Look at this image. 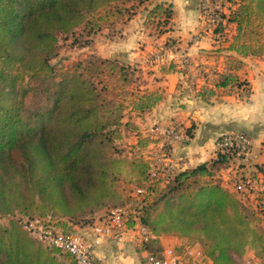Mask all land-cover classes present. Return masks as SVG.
Wrapping results in <instances>:
<instances>
[{"label": "trees", "instance_id": "trees-1", "mask_svg": "<svg viewBox=\"0 0 264 264\" xmlns=\"http://www.w3.org/2000/svg\"><path fill=\"white\" fill-rule=\"evenodd\" d=\"M138 1L134 6L130 5L132 0H0V212L3 215L17 209H24L27 215L29 208L48 201L62 212L65 222H71L75 217L105 215L113 208L110 206L116 192L108 163H104L105 149L122 139V130L138 128L132 125L131 113L128 116L121 113L124 105L112 101L113 93L106 98L102 91L109 86L107 80L115 78L127 86L133 85L142 80L141 75L135 77L141 71L91 53L86 61L75 63V73L56 83L55 89L46 84L54 77L56 68L52 61L58 55L62 36H74L79 30L87 29L91 17L105 9L113 11L125 24L140 7L151 4V0ZM226 1L238 4L228 21L237 24L239 40L255 0L248 4L244 0ZM256 5L264 13V0ZM172 17L171 7L161 4L149 12L152 24L159 19V24L166 26ZM226 18L223 13L215 34L223 33ZM92 26L98 27L97 32L101 29L97 23ZM232 48L242 56L264 53V48L255 49L250 43H237ZM91 69L94 78L93 74L84 75ZM215 86L246 85L237 76L226 74ZM133 94L134 90L129 93L135 98L130 111L137 117H143L162 100L160 93L146 89ZM210 94L204 90L200 93L203 99H208ZM30 96L37 100L32 107L26 103ZM125 118H128L126 122ZM136 133L138 146L146 147L147 139ZM230 159L221 156L178 173L160 198L165 215L159 218L169 228L186 234L199 232L213 242L205 255L213 264H236V257L244 254L247 234L251 232L254 245L264 244L263 234L253 226L256 210L226 189L218 177L229 167ZM131 165L139 182H148L146 201L151 196L152 183L147 176L150 165L143 159H136ZM141 219L157 238L164 235L148 225L143 216ZM92 223L93 220L87 225ZM64 227H68L62 226L66 231ZM156 241L145 248L159 251L152 247ZM38 244L42 243L22 227L0 226V264H42L46 258L37 255ZM45 248L56 264H76L71 255ZM263 253L264 250L260 252ZM59 254L69 262L61 263L57 259Z\"/></svg>", "mask_w": 264, "mask_h": 264}, {"label": "crops", "instance_id": "crops-1", "mask_svg": "<svg viewBox=\"0 0 264 264\" xmlns=\"http://www.w3.org/2000/svg\"><path fill=\"white\" fill-rule=\"evenodd\" d=\"M203 1L151 0V4L140 7L130 20L122 24L121 33L105 40L96 39L93 53L104 59L136 66L141 71V89L162 95V100L150 112L137 117L141 122H135L142 137L159 141L143 148L138 146L137 131L132 137L136 148L145 150L144 160L150 166H153L151 160L164 166L166 175L178 174L218 159L215 141L219 136L230 132L248 134L253 142L249 157L231 158L229 167L218 177L230 192L236 173L253 177L257 189L249 195L248 204H244L251 205L257 214L260 208L258 200L264 198V53L242 56L232 48L240 40L237 24L228 21L231 11L225 13L223 33L215 34L206 29L199 10ZM157 4L171 7L173 11L172 19L160 31L149 27V12ZM186 59L196 71L197 78L193 84L183 67ZM237 63H240L239 67ZM226 74L237 76L239 82L246 86L217 88L216 83ZM198 89L212 94L203 99L197 93ZM171 126L181 127L188 139L174 142L163 154L160 152L161 131ZM103 215H96L93 222ZM70 225L72 232L91 233L92 224ZM169 237H156L152 247L160 250L172 245L184 252L183 246L189 245L184 238ZM258 247L260 245L256 244L254 258L263 255L257 251ZM148 251L152 250L130 237L124 244L110 241L97 247L94 256L98 264H144ZM246 255L236 257V264H246Z\"/></svg>", "mask_w": 264, "mask_h": 264}, {"label": "rangeland", "instance_id": "rangeland-1", "mask_svg": "<svg viewBox=\"0 0 264 264\" xmlns=\"http://www.w3.org/2000/svg\"><path fill=\"white\" fill-rule=\"evenodd\" d=\"M244 1L245 4L251 2V0ZM259 1L262 0H255V6H253V12H251V16L248 19L249 21L246 25L245 32L242 33L241 39H239L240 43H250V45L255 49L264 48V13L256 5L259 3ZM138 2V0H132L130 5L134 4V6H136ZM224 7L225 13H230V11L234 12L238 8V4L237 2H228L225 0ZM111 12L113 11H110V9L102 10L91 17L92 22L91 25L87 27V29L79 30L76 34H74V36L71 35L61 37L58 55L52 61V64L56 68V71L53 79L51 81H48L46 85L55 89L56 83L60 82L62 79L68 76H72L75 73V63L79 61H86L87 57L94 52L96 39L105 40V38H112L113 36H116V34L121 33L123 25L121 21L117 19L116 16H114ZM93 23H97V25H100L101 29L99 32H97V26H92ZM149 27H152L153 29L156 28V31H160L161 28H164L163 25L159 24L158 20L154 21L153 24L149 23ZM105 72H109L108 67L105 68ZM85 74L89 77L91 76V74H93L94 78L95 73L93 69H91L89 71H86L84 75ZM138 75H141V73L135 74V77H137ZM116 80V78L107 80L109 81V86L102 92L106 98L111 97V94L113 93L112 101L116 104L124 105V108L120 111L121 113H124L126 116H128L129 113H132V111H130V107L132 106L131 101L132 99H135L132 95L130 96L129 93L132 90H134V94L137 91H141L142 89L140 87L143 86L142 80L140 78L133 85L129 86H127L120 80ZM96 81L97 80H95V82ZM97 88L102 89L100 88V86H97ZM36 102L37 100L33 99L32 96H30V98L26 100L27 105L30 107H32L33 104L35 105ZM127 120L128 118H125L124 122H126ZM131 121H134L132 125L135 128L137 127L139 129V126L135 122L141 121L137 119L135 112L131 117ZM134 130L135 129L131 128L128 129V131L122 130V139L114 141L105 149L104 163H108L107 165L109 168V173L111 174V178H113L112 188L116 192L115 200L110 207L121 205H129L135 209H137L138 207H142V209L140 210L141 216H143L144 221L148 225L155 228L165 236H170L169 238H184V240L189 243V245L183 246L185 247L184 251L186 253L192 254V256L197 260H203L204 255H206L207 249L213 244L211 240L206 239L199 232L186 234L179 231V229L171 227L169 228V224L167 222L161 221V219L159 218L160 215H165L164 203L160 201V198L164 195L165 192H167V186L173 183V180L177 174L171 173L166 175L163 168L164 166H162L161 164L156 165V163L151 160L153 162V166L149 167L147 176L149 177V179H151V175L153 173H159V176L153 178V182L150 186L151 196H149L148 200L145 201V195L137 193V189L147 188L148 182H139V179L137 178V172L131 165L132 161L136 159L144 160V157L146 156L144 149L140 150L136 148L134 142L135 138L132 137ZM146 139L148 145L149 143H156L159 141L150 137L144 138V140ZM258 201L260 208L258 207V213L256 214L257 218L253 223V226L256 227L255 229L259 234H263L264 236V198ZM246 204H248V202ZM60 209L62 210V208ZM28 212L29 213L27 215H25L26 213L24 212V209H17L14 213L8 215H3L0 212V226L10 228L13 225H17L18 227H21L18 223V219L34 216L38 220L49 221L50 223L57 225L61 229L62 226L65 225L68 227H64L66 228V231H71L70 227L72 226L70 224L77 223L78 225L82 224L87 226V224L91 223L94 218L92 215L87 216L84 219L82 217H75L73 218V220H70L71 222H65L66 220L62 219L61 217L62 212H60L59 209L57 210V208L48 201L38 202V204L29 208ZM247 240L248 243L244 251V253H247V255L244 258V261L245 259L252 260V258L255 257V254L253 253H255L254 248L256 247V245H254L253 243L255 238L252 232L247 234ZM36 248L37 255L39 257L46 258V260H44L42 264H56L51 252L46 249L43 244H38ZM165 248L174 249V246L168 245V247L166 246ZM263 248L264 244H262L261 247H258L257 251H263ZM57 259L61 263L69 262V259L67 260L63 254H59V256H57Z\"/></svg>", "mask_w": 264, "mask_h": 264}, {"label": "built area", "instance_id": "built-area-1", "mask_svg": "<svg viewBox=\"0 0 264 264\" xmlns=\"http://www.w3.org/2000/svg\"><path fill=\"white\" fill-rule=\"evenodd\" d=\"M225 0H204L200 7V13L205 28L212 32L222 21ZM191 84L197 78L195 70L188 59L183 63ZM201 93V89L197 90ZM163 136L160 152L165 154L168 147L176 141L187 140L188 135L178 126H171L161 131ZM253 142L251 137L243 132H230L219 136L215 141L217 157L226 156L230 158L246 159L251 154ZM150 183L159 173L151 175ZM257 184L251 176L236 173L231 191L243 203H247L249 195L256 192ZM138 194H144L146 199L147 188L137 189ZM142 207L137 209L129 205L116 206L98 218L91 225L90 234H81L72 231H65L49 221L20 218L19 225L27 231L30 236L47 247L55 248L63 253L71 255L76 264H98L94 256V250L110 241L124 244L130 237L141 246L146 247L156 239L153 231L142 222ZM144 264H213L208 258L203 260L195 259L192 254L179 249L164 248L157 252L148 251ZM246 264H264V253L259 258L247 260Z\"/></svg>", "mask_w": 264, "mask_h": 264}]
</instances>
